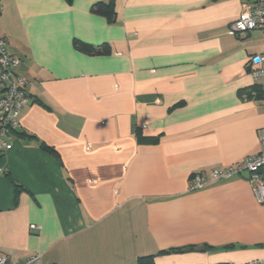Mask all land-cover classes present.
Here are the masks:
<instances>
[{
    "label": "crops",
    "instance_id": "obj_1",
    "mask_svg": "<svg viewBox=\"0 0 264 264\" xmlns=\"http://www.w3.org/2000/svg\"><path fill=\"white\" fill-rule=\"evenodd\" d=\"M98 1L109 0H0L29 96L0 155V254L264 259V204L247 174L188 190L193 174L260 148L264 79L249 66L264 32L230 29L250 0H115L114 21L93 10Z\"/></svg>",
    "mask_w": 264,
    "mask_h": 264
},
{
    "label": "built area",
    "instance_id": "obj_2",
    "mask_svg": "<svg viewBox=\"0 0 264 264\" xmlns=\"http://www.w3.org/2000/svg\"><path fill=\"white\" fill-rule=\"evenodd\" d=\"M1 13L0 5V16ZM230 29L234 34L252 30L264 32V0H250L240 16L231 23ZM20 63L19 57L9 53L6 37L0 32V155L12 148L13 136L20 127L21 111L29 101L25 90L27 80L17 71ZM249 69L255 81L264 79V52L252 56ZM259 139L258 152L247 155L228 167L193 174L188 190L195 191L204 188L211 181L247 174L257 201L264 204V126L259 130ZM41 256V252H37L24 260L12 261L6 254H0V264H37ZM247 264H264V259L253 260Z\"/></svg>",
    "mask_w": 264,
    "mask_h": 264
},
{
    "label": "trees",
    "instance_id": "obj_3",
    "mask_svg": "<svg viewBox=\"0 0 264 264\" xmlns=\"http://www.w3.org/2000/svg\"><path fill=\"white\" fill-rule=\"evenodd\" d=\"M93 10L96 13L107 16L108 19H110L111 21H114L116 15L115 0L98 1L94 4ZM76 46L90 53H94L98 51V49L95 48L93 45L86 44L85 42L82 41H76ZM153 257H154L153 255L141 256L139 257L138 262L140 264H155L153 261Z\"/></svg>",
    "mask_w": 264,
    "mask_h": 264
},
{
    "label": "water",
    "instance_id": "obj_4",
    "mask_svg": "<svg viewBox=\"0 0 264 264\" xmlns=\"http://www.w3.org/2000/svg\"><path fill=\"white\" fill-rule=\"evenodd\" d=\"M189 249H190V248H185V249H183L182 251H189ZM204 249H205L204 246H199V247H197V250H204Z\"/></svg>",
    "mask_w": 264,
    "mask_h": 264
}]
</instances>
